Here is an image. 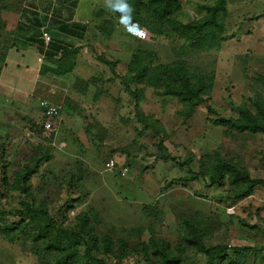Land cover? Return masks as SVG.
I'll return each mask as SVG.
<instances>
[{
	"label": "rangeland",
	"instance_id": "1",
	"mask_svg": "<svg viewBox=\"0 0 264 264\" xmlns=\"http://www.w3.org/2000/svg\"><path fill=\"white\" fill-rule=\"evenodd\" d=\"M59 1L0 0V210L12 212L0 214V264H93L87 232L111 263L205 264L203 246L264 249V133L214 122L264 104V0H227L223 41L203 48L120 0H78L74 19L88 29L62 59L74 66L65 74L28 39L43 28L53 38ZM180 1L174 16L189 22L215 0ZM26 49L33 61L10 62ZM177 60L212 84L196 107L165 91L162 65ZM41 99L62 106L55 130L41 126ZM214 151L263 183L240 199L229 181L210 184L199 172ZM29 166L37 171L19 177ZM26 204L37 211L25 226L14 212Z\"/></svg>",
	"mask_w": 264,
	"mask_h": 264
},
{
	"label": "trees",
	"instance_id": "2",
	"mask_svg": "<svg viewBox=\"0 0 264 264\" xmlns=\"http://www.w3.org/2000/svg\"><path fill=\"white\" fill-rule=\"evenodd\" d=\"M59 3V8L51 7L52 3H50V8L52 9L49 18L51 25L55 26L57 33L51 38L48 45H46L42 37V30L38 28V33H34V36H30L28 39L32 43H37L38 51L43 57L56 65L57 73L65 74L70 72L74 66L71 65L68 67L60 63L68 55L69 51L77 52V47L74 48L73 44L76 40H82L84 38L88 25L85 22L74 19L72 8L77 6L78 0H60ZM120 3L122 7L127 4L129 6L127 8L133 12L136 18L141 19V21L151 19L153 21L152 24L155 25V29L159 31L168 27L172 32L182 37L184 41H190L194 47L203 48L209 45L219 44L223 41L224 37L220 33L225 25L227 0H215L213 4L205 5L204 7L207 10L206 14L199 19L190 20L189 22L179 21L174 16L181 8L180 0H120ZM64 6H67V10L69 11V16L66 18H62ZM36 21L39 26L43 25L41 21ZM65 38L73 40L72 43H67ZM162 66L165 68V77H162V81L166 93L176 95L182 102L187 103L191 107H196L198 104L204 102L206 97L211 94L212 84L207 83L202 76L194 75L186 62L177 60ZM255 107L256 109L253 110L249 107L237 106V114L235 116L215 118L214 122L219 125H224L231 130L248 131L254 134L264 133V104L255 103ZM213 156L214 159H209V164H204L202 171L199 173L205 178H209L210 184L221 183L222 180L229 181L233 186V191L237 199L251 194L257 182L263 183L261 179H253L248 169L239 167L232 160L221 156L220 152L214 151ZM36 171L37 167L29 166L18 174L20 175L19 177L26 175L25 177L28 180L31 174ZM2 178L4 179V177ZM27 188H30V184L27 185ZM36 211L32 205L26 204L24 209L17 210L14 213L19 218V221L26 226V217L30 215L33 217ZM10 213L12 212L9 211L7 213V211L0 210V214L6 215ZM53 226H55L53 221L48 224V227ZM41 232L45 235L49 233L47 227L44 230L45 233L43 231ZM86 234L87 236H83V240L86 245L85 255L88 261L93 262V264H124L121 261L116 263L107 262L98 255L100 251H97L95 255L92 252L93 247L91 242L98 241L99 237L97 235L90 236L89 232ZM103 237L108 244L114 242L113 238L109 235H104ZM151 241L152 243L157 242L154 239H151ZM195 244L198 243L195 242ZM229 249L227 245L217 244L203 246L200 252L204 253L208 258L205 264H220L222 261H226L229 264H245L247 261H250L248 260L251 257L250 253L254 251L255 261L253 263L264 264V249L259 251L252 246L234 247L232 248V254H229ZM162 259L165 261L166 257H162ZM182 261L180 257H176L174 259L171 258V260L167 259L166 264H180Z\"/></svg>",
	"mask_w": 264,
	"mask_h": 264
},
{
	"label": "built area",
	"instance_id": "3",
	"mask_svg": "<svg viewBox=\"0 0 264 264\" xmlns=\"http://www.w3.org/2000/svg\"><path fill=\"white\" fill-rule=\"evenodd\" d=\"M42 37L44 38L46 45H48L51 40V36L47 30H44V28L42 29ZM40 105L43 109V122L41 126L47 130H55L60 122L61 106L57 103L51 102L48 99H41ZM114 165V160L107 162V167L110 169H112ZM126 170L127 168L124 169L123 172H126Z\"/></svg>",
	"mask_w": 264,
	"mask_h": 264
},
{
	"label": "crops",
	"instance_id": "4",
	"mask_svg": "<svg viewBox=\"0 0 264 264\" xmlns=\"http://www.w3.org/2000/svg\"><path fill=\"white\" fill-rule=\"evenodd\" d=\"M77 21H79V20H77ZM30 48H33V46H31ZM16 50V49H15ZM27 50V49H26ZM25 50V52H24V54H25V56H22V51H15V52H12L11 54H10V62L12 61H15V60H18V63H17V61H15L17 64H19V61H21V57H22V59H26L27 61L29 60V63L31 62V61H33V59H34V53H35V51L37 52V50H27L26 51ZM39 52V51H38ZM40 53V52H39ZM38 53V54H39ZM40 55H41V53H40ZM13 64H15V63H13ZM17 64H15V65H17ZM50 100V99H49ZM51 102H54V101H52V100H50ZM55 103V102H54ZM43 110V109H42Z\"/></svg>",
	"mask_w": 264,
	"mask_h": 264
},
{
	"label": "clouds",
	"instance_id": "5",
	"mask_svg": "<svg viewBox=\"0 0 264 264\" xmlns=\"http://www.w3.org/2000/svg\"><path fill=\"white\" fill-rule=\"evenodd\" d=\"M126 8L129 7L127 4L124 5Z\"/></svg>",
	"mask_w": 264,
	"mask_h": 264
}]
</instances>
